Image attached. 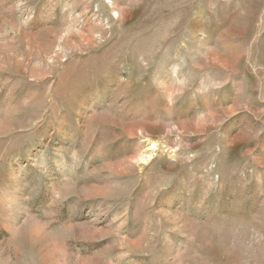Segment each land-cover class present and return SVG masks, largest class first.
<instances>
[{"label": "rangeland", "instance_id": "1", "mask_svg": "<svg viewBox=\"0 0 264 264\" xmlns=\"http://www.w3.org/2000/svg\"><path fill=\"white\" fill-rule=\"evenodd\" d=\"M0 264H264V0H0Z\"/></svg>", "mask_w": 264, "mask_h": 264}]
</instances>
